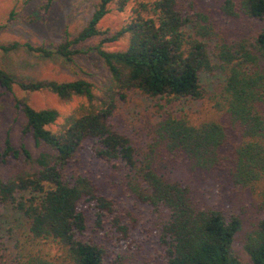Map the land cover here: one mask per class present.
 <instances>
[{"label":"trees","instance_id":"obj_1","mask_svg":"<svg viewBox=\"0 0 264 264\" xmlns=\"http://www.w3.org/2000/svg\"><path fill=\"white\" fill-rule=\"evenodd\" d=\"M51 1L44 0V10ZM127 1L96 0L85 24L71 37L65 33L52 48L0 42V54L22 46L42 57L70 60L81 52L79 43L100 36L92 49L109 75V84L96 94L85 79L16 78L0 62V87L11 95L16 87L22 92L45 90L61 100L83 99L58 124L54 108L35 109L12 95L13 107L24 118L21 132L44 150L32 157L23 145L13 147L5 133L0 164L14 160L26 167L0 176V259H10L8 264H156L107 252L103 237L114 234L112 243L118 246L130 231L122 214H116V200L107 194L118 187L161 213L156 238L164 264H239L232 249L239 219L200 206L185 184L161 175L147 154L137 158L128 138L107 123L116 97L127 90L166 103L200 100L206 91L203 81L216 76L209 97L220 118L192 123L183 114L163 110L152 127L151 147L188 161L192 170L221 171L233 186L254 194L261 217L245 234L242 248L250 264H264V0H223L218 6L223 16L262 21L250 41L216 39L207 15L185 0L141 1L118 30H100L98 22L108 6L120 11ZM122 36L127 42L123 49L102 48ZM86 139L94 141L97 158L121 172L119 181L107 186L79 173L65 176L68 161ZM87 208L93 215L91 226ZM7 216L17 225L8 237L12 254L10 249L4 252L1 241ZM46 244L55 248L53 254L41 250Z\"/></svg>","mask_w":264,"mask_h":264},{"label":"rangeland","instance_id":"obj_2","mask_svg":"<svg viewBox=\"0 0 264 264\" xmlns=\"http://www.w3.org/2000/svg\"><path fill=\"white\" fill-rule=\"evenodd\" d=\"M141 1L146 0H129L120 11L116 10L114 4H110L108 12L98 22L99 29L108 32L118 30L128 22ZM188 1L192 2L194 11L207 15L216 39L250 41L262 24V21L258 19L247 18L243 15L232 18L223 16L218 9L223 0H185L184 4ZM43 2L44 0H0V42L15 40L19 43L28 42L32 45L52 48L59 43L65 33L71 37L85 24L96 0H52L46 10L43 8ZM10 12L12 15H9ZM140 14L144 13L140 12ZM99 39L100 36H94L79 43L77 47L81 52L72 56L70 60H64L56 55L42 57L20 46L6 54H0V62L16 78L27 77L56 81L82 78L91 83L96 94H101L102 88L109 84V75L92 49ZM126 43V37L122 36L116 41L103 43L102 48L106 50L123 49ZM260 64L264 65L262 57ZM215 81L217 82L216 76L203 81L207 89L205 88V97L202 99L171 103L145 97L136 90H127L123 97H116L115 107L107 123L114 131L128 138L137 158L147 154L149 158H152L153 164L161 175L185 184L200 206L219 210L225 217L236 216L240 221V227L234 234L232 249L239 264H250L242 248V241L245 234L261 217L254 194H251L247 188L233 186L221 171L192 170L188 161L173 158L160 146L151 147L152 127L159 112L163 110L183 114L192 123L220 118L219 113L211 108L209 97L214 89ZM12 95L24 99L35 109L54 108L59 115L56 121L58 124L74 107L83 102L80 97L61 100L45 90L22 92L16 87H13ZM12 95L0 87V149L3 147V139L7 133L13 147L23 145L31 156L35 157L44 148L34 146L30 134L21 132L24 118L21 112L13 107ZM50 128L55 129L56 126ZM93 146L92 139L82 142L74 156L68 161L64 169L65 176L69 177L79 173L94 179L100 185L107 183V186L109 182L119 181L121 172L115 171L116 169H113L109 163L97 158L93 152ZM25 167L26 164L22 162L8 161L0 164V176L5 177ZM107 191V194L116 200V214H122L124 222L130 227L127 239L118 246L112 243L114 234L111 238H102L109 256L118 251L120 254H133L135 259L141 257L156 264H164L156 238L161 213L128 197L118 187ZM86 212L87 222L91 226L92 211L87 208ZM7 220L4 230L8 229L9 232L3 230L1 241L3 247L7 248L4 252L7 253L10 249L12 254V241L8 237H11L10 234H13L14 227L17 225L14 223L13 216H7ZM88 229V234L92 235L90 228ZM101 234L99 232L97 235ZM111 245L114 247L112 248ZM137 247L141 249V253L135 252ZM40 248L49 254L55 252L51 244L40 246ZM9 260L5 261L4 256L0 259L3 261L2 264H8Z\"/></svg>","mask_w":264,"mask_h":264}]
</instances>
